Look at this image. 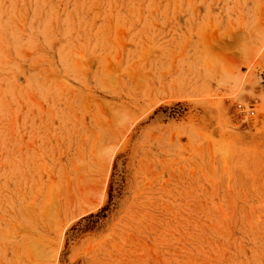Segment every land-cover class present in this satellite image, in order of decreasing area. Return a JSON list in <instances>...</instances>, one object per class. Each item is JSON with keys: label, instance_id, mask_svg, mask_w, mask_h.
I'll use <instances>...</instances> for the list:
<instances>
[{"label": "rangeland", "instance_id": "rangeland-1", "mask_svg": "<svg viewBox=\"0 0 264 264\" xmlns=\"http://www.w3.org/2000/svg\"><path fill=\"white\" fill-rule=\"evenodd\" d=\"M0 264H264V0H0Z\"/></svg>", "mask_w": 264, "mask_h": 264}, {"label": "built area", "instance_id": "built-area-1", "mask_svg": "<svg viewBox=\"0 0 264 264\" xmlns=\"http://www.w3.org/2000/svg\"><path fill=\"white\" fill-rule=\"evenodd\" d=\"M238 108H239L240 110H244V107L241 106V104H238ZM245 114H246V115H253V114H254V110H253V108H248V110L245 111Z\"/></svg>", "mask_w": 264, "mask_h": 264}, {"label": "trees", "instance_id": "trees-1", "mask_svg": "<svg viewBox=\"0 0 264 264\" xmlns=\"http://www.w3.org/2000/svg\"><path fill=\"white\" fill-rule=\"evenodd\" d=\"M105 209H106V208H103L102 211L105 210Z\"/></svg>", "mask_w": 264, "mask_h": 264}]
</instances>
